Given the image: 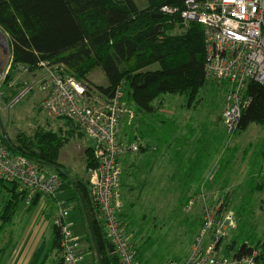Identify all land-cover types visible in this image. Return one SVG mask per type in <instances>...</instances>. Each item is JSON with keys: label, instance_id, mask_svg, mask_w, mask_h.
<instances>
[{"label": "trees", "instance_id": "trees-1", "mask_svg": "<svg viewBox=\"0 0 264 264\" xmlns=\"http://www.w3.org/2000/svg\"><path fill=\"white\" fill-rule=\"evenodd\" d=\"M187 1L146 0L147 6L140 8L134 0H0V29L8 38L11 56L9 75L2 86L5 102L15 99L22 89H25L22 84L9 88V84L20 69L35 74L40 70L41 63H48L51 66L63 65L68 75L87 86L91 102H97L92 92L99 95L103 102L112 101L120 92L122 94L120 107L125 110L123 118L133 121L134 111L137 112L140 117L137 135L133 139L121 140L136 145L138 156L142 150L149 148L147 140L153 129L148 120L149 116L155 117L157 109H168L169 106L173 109L176 102H172L176 98L185 99L187 105L183 101L181 106L190 108L198 100L208 81L216 83L211 81L205 72L203 26L196 22L184 23L181 18ZM163 8H169L174 13H163L161 11ZM96 71L103 75L104 84L89 86L86 82H90L89 76ZM217 85L219 88L222 87ZM245 93L250 102L246 109L242 110L236 130L229 132L222 117L209 129H205L203 122L200 123L203 142L209 143L214 139L219 150L214 153L220 157L214 168L208 170L209 161L204 164V172L209 171L208 177L199 181L202 174L200 162L196 163L199 170H189L186 178L180 162L174 163V168L178 171L177 176L180 174L179 177L189 182L200 183L198 190L190 199L198 201L196 197L200 198L204 188L211 189V184L215 185L219 179L222 180V173L236 151V146L231 148L230 145L224 144L218 126L221 127L223 124L222 130L230 140L236 134L249 131L252 126H264V88L249 83ZM166 100L170 102L169 105L165 103ZM168 125L177 135L174 145L178 148L180 129L175 121ZM215 128L217 132H214ZM0 139L15 154L28 158L41 169L55 171L64 184H71L84 211L90 240L101 264H119L105 225L99 219V209L92 186L81 178L73 179L59 164L60 151L68 138L53 131H38L31 137L19 135L15 141L6 133H0ZM201 159L199 157L198 161ZM258 160L252 156L249 159L251 172L248 177L254 180L253 182L258 179L260 183L253 187L247 183L243 184L250 188V191L246 192L252 194L263 186V179L256 177V174L260 176L264 173V164ZM98 164L96 148L91 146L86 151V168L93 170ZM223 183L225 187L229 180L225 179ZM0 189H7L11 194L0 216L4 224H8L23 204L25 193H19L16 182H0ZM214 198H224L223 210L231 211L229 194L221 193ZM190 199H186L185 202ZM37 203L35 199L28 207L29 210H33ZM237 212L235 215L239 220ZM185 222L188 226L185 234L194 244L199 237L203 218L187 219ZM237 224L238 222L235 229H238ZM126 227L128 229L127 225ZM54 234L52 250L57 252V264H62L61 235L56 227ZM149 239H152L153 243H149L152 241L149 240L141 244L140 248H136L138 264L143 263V250L144 252L153 250L152 244L154 245L156 240L153 235ZM236 241L235 239L229 246L234 252L232 256L234 259L254 257L256 264H264V242L249 245L247 240H244L242 245L235 249ZM151 257L161 260V263L166 259L158 258L156 254Z\"/></svg>", "mask_w": 264, "mask_h": 264}, {"label": "built area", "instance_id": "built-area-1", "mask_svg": "<svg viewBox=\"0 0 264 264\" xmlns=\"http://www.w3.org/2000/svg\"><path fill=\"white\" fill-rule=\"evenodd\" d=\"M161 11L174 13L169 8ZM181 18L184 23L203 26L206 76L222 87L230 85L222 119L226 129L233 132L250 102L245 93L247 85L255 83L264 88V0H188ZM35 75L39 77L33 82L34 88L46 93L41 107L48 118L71 120L81 134L93 141L99 164L90 170L89 177L99 219L119 264H138L136 248L122 218L120 160L124 155L138 153L136 145L127 144L120 137V122L125 114L120 107L122 94L119 92L110 102H91L87 86L68 75L63 65L41 63ZM12 87L10 83L9 88ZM0 182H16L19 193H25L26 207L35 199L55 204L52 225L60 231L62 264H81V238L68 223L69 208L57 200L64 187L60 176L15 154L0 139ZM209 204L204 208L200 234L188 257L166 264H256L254 257L236 260L222 252L224 242L236 227L235 216L223 210L224 198Z\"/></svg>", "mask_w": 264, "mask_h": 264}, {"label": "rangeland", "instance_id": "rangeland-1", "mask_svg": "<svg viewBox=\"0 0 264 264\" xmlns=\"http://www.w3.org/2000/svg\"><path fill=\"white\" fill-rule=\"evenodd\" d=\"M134 1L140 8L147 6L146 0ZM1 33L3 40L0 39V133H6L12 141H15L19 135L31 137L38 131H53L68 138L60 151L59 164L69 172L73 179L81 178L91 185L89 177L91 169L86 168V151L93 141L81 134L73 122L65 119L53 120L48 118L41 107L43 98L38 94L37 87L34 88L33 86V82L39 76L33 72H24L20 69L11 83L13 87L22 84L25 89H22L15 99L5 102L2 86L9 75L7 71L11 68V56L8 38L2 31ZM89 80L90 82L86 83L92 87L104 84V77L99 71L92 73ZM229 88V84L219 88L216 83L208 81V85L202 89L198 100L190 108L181 106L183 101L187 105L185 99L176 98L172 102H176L173 109H198V111L193 112L194 115L198 116L200 122H203L205 129H209L214 123H218L223 115L222 111L219 116L221 110L225 109L226 95ZM92 95L98 103L103 102L99 95L93 92ZM165 103L169 105L170 102L166 100ZM168 109H170V106ZM222 127H224L223 124L221 127L218 126L217 129H221L224 144L230 145L231 148L236 146L234 152L237 156L236 177L232 181L228 179L229 184L225 187L219 179L218 182L220 183L215 188L208 190L204 188L201 191L200 200L190 199L198 188L192 193H188L182 187V178L179 177L180 174L176 175L178 171L175 168L170 187L158 184L153 187H144L142 191H139V188L130 187L129 172L122 177V194L125 195L122 218L128 226V233L131 235L130 241L132 240L133 245L137 244L138 247V245L152 240L149 238L153 235L156 242L154 245L152 244V254H156L158 258H166L163 264L170 259L180 260V258H184L190 253L193 243L189 241L185 234L188 228L185 221L201 218L205 206L210 205L209 203L213 202L214 197L219 196L221 193L229 194L232 208L230 210L234 213L235 218L236 212H239V220L236 218L238 229L236 228L230 238L225 241L222 252L233 256L234 252L229 246L233 244L235 239L237 240L234 243L235 249L241 246L244 240H247L249 245L264 242V192L254 191L253 194L246 192V190L250 191V188L243 185L244 183L253 187L256 183H260V180L257 179L253 182L254 180L249 177L247 180V176L251 172L250 169L249 174L242 172L244 171L243 162L248 163L251 156L259 159L258 162L264 164V126H252L249 131L236 134L232 140L222 130ZM217 129L214 132H217ZM92 147H95V145L93 144ZM208 172H206V175ZM241 184L242 186L239 187ZM230 186L232 187L230 188ZM186 199L190 200L185 202ZM190 202L192 203L189 206ZM83 219L85 220V218ZM68 220L70 223H76L72 231L81 236L82 242H86L89 232L88 226L86 224V227H84L80 213L77 214L76 211L70 208ZM149 243H153V240ZM156 244L157 246H155ZM85 255L86 260H88L91 255L88 249Z\"/></svg>", "mask_w": 264, "mask_h": 264}, {"label": "crops", "instance_id": "crops-1", "mask_svg": "<svg viewBox=\"0 0 264 264\" xmlns=\"http://www.w3.org/2000/svg\"><path fill=\"white\" fill-rule=\"evenodd\" d=\"M38 94H40L43 100L46 98V93L38 92ZM222 111L223 109L219 116L222 114ZM193 112L194 111L190 109H157L154 114L155 117L152 115L149 116L148 120L153 127L147 140L149 148L142 150L136 157H133V154H127L120 160L122 177L129 172L130 187L139 188V191H142L144 187H153L158 184L164 187H170L174 175V163L178 161L180 162L181 168L184 169V172L181 171V173L183 172L185 174V178L189 170H199L196 164L197 162H200V167L202 169L199 181L208 177L204 172V164L206 161H209L208 170L211 169V167L214 168L216 164H218L220 157L215 155L219 151L218 144L214 143L216 142L214 139H211L209 143L203 142V132L202 128H200L201 122H199L198 116H195ZM134 114L135 119L133 121H129L128 118H125L120 123V137L124 140L133 139L138 133H136V130L139 128L138 120L140 117L135 111ZM156 120H159V123H157ZM174 121L180 129V144L178 148L174 145L177 135L170 130L168 125ZM92 143L93 142H91L89 147L93 146L94 143ZM206 153H208L207 156H205ZM199 157L202 158L200 161H198ZM236 163L237 156L234 154L233 158L229 159L228 165L222 173L223 178L220 182H223L225 179H230V181H232V179L236 177ZM243 165L244 171L242 172L249 174L250 162L248 161L246 164L243 162ZM197 176H199V174ZM256 177L263 179L262 188L259 187L256 192H264V173H261L260 176L256 174ZM181 178L183 179L181 182L183 184L182 187H184L188 193H192L200 185L199 182H189L187 179ZM220 182L215 183V185L211 184V187L217 186ZM231 187L232 186H230V188ZM10 196L11 194L7 189H0V216ZM124 197L125 195L123 194V198ZM57 200L59 202H64L69 208V211L71 208L76 211L77 214L80 213L84 222V227H86L84 211L70 183L64 184V187L57 196ZM55 214V204L47 200L44 203L41 201L38 202V205L33 210H29L23 202L8 224H4V221L0 218V264H57V252L52 250L55 236L52 219ZM83 218H85V220ZM68 223L73 230V226L74 224L76 225V223H70L69 220ZM79 237L81 238V236ZM128 237L130 240L131 235L129 234ZM90 239L89 232L86 242H82L81 239V251L83 258H85L81 264H101L94 244ZM135 246L134 247L137 248V244H135ZM140 246L141 245H138L139 248ZM87 249L91 254L88 260H86L85 255ZM152 252L153 250L151 252H144L143 250V263H139L144 264L150 261L148 264H163L164 262L161 263V260H156L155 258L151 259L153 255L151 254ZM187 256L188 255L184 258H180L178 261L186 259ZM171 260L172 259L168 261Z\"/></svg>", "mask_w": 264, "mask_h": 264}, {"label": "water", "instance_id": "water-1", "mask_svg": "<svg viewBox=\"0 0 264 264\" xmlns=\"http://www.w3.org/2000/svg\"><path fill=\"white\" fill-rule=\"evenodd\" d=\"M0 39L3 40V37H2V33H1V31H0Z\"/></svg>", "mask_w": 264, "mask_h": 264}]
</instances>
